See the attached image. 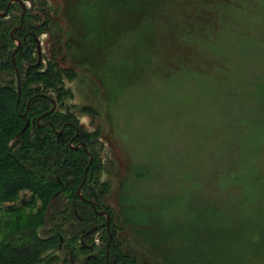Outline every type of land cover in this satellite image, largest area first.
<instances>
[{
  "label": "rangeland",
  "instance_id": "374dc122",
  "mask_svg": "<svg viewBox=\"0 0 264 264\" xmlns=\"http://www.w3.org/2000/svg\"><path fill=\"white\" fill-rule=\"evenodd\" d=\"M24 7L39 64L73 69L65 100L99 132L89 186L124 264H264V0H15L1 37ZM76 250L41 264H86Z\"/></svg>",
  "mask_w": 264,
  "mask_h": 264
},
{
  "label": "trees",
  "instance_id": "16d2710c",
  "mask_svg": "<svg viewBox=\"0 0 264 264\" xmlns=\"http://www.w3.org/2000/svg\"><path fill=\"white\" fill-rule=\"evenodd\" d=\"M9 1L0 0V22L10 14ZM38 19L21 10L12 25L15 37L10 31L0 36L10 74L8 83H0V264H41L62 247L76 261V246L88 250L86 264H124L112 213L89 186L100 170L99 132L88 130L65 100L72 93L64 78H73V69L52 56L44 67L39 64ZM15 39L20 45L14 54ZM57 198L64 202L53 211ZM102 212L110 216L109 227ZM99 230L106 239L102 254L84 243Z\"/></svg>",
  "mask_w": 264,
  "mask_h": 264
},
{
  "label": "water",
  "instance_id": "95a60500",
  "mask_svg": "<svg viewBox=\"0 0 264 264\" xmlns=\"http://www.w3.org/2000/svg\"><path fill=\"white\" fill-rule=\"evenodd\" d=\"M23 12H24V8H23ZM19 45H20V42H18V45H17L16 49L14 50V54H15L17 48L19 47ZM82 145H84V144L82 143ZM91 161H92V158H90V163H91ZM86 171H87V168L85 169V173H86ZM100 213H101V212H100ZM102 213H105V212H102ZM105 214H106V216H107V226L109 227L110 216H109L108 213H105ZM110 236H111V234H110Z\"/></svg>",
  "mask_w": 264,
  "mask_h": 264
},
{
  "label": "flooded vegetation",
  "instance_id": "af4514ba",
  "mask_svg": "<svg viewBox=\"0 0 264 264\" xmlns=\"http://www.w3.org/2000/svg\"><path fill=\"white\" fill-rule=\"evenodd\" d=\"M15 0H10V2L8 3V6L13 3ZM26 7H24V11H25Z\"/></svg>",
  "mask_w": 264,
  "mask_h": 264
}]
</instances>
